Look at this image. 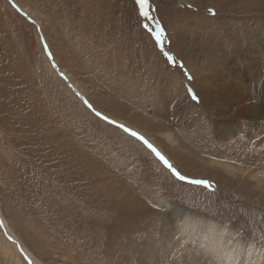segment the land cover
<instances>
[{"label":"rangeland","instance_id":"1","mask_svg":"<svg viewBox=\"0 0 264 264\" xmlns=\"http://www.w3.org/2000/svg\"><path fill=\"white\" fill-rule=\"evenodd\" d=\"M245 2L0 0V264H191L188 221L264 251V141L205 96L264 68Z\"/></svg>","mask_w":264,"mask_h":264},{"label":"bare ground","instance_id":"2","mask_svg":"<svg viewBox=\"0 0 264 264\" xmlns=\"http://www.w3.org/2000/svg\"><path fill=\"white\" fill-rule=\"evenodd\" d=\"M210 1L212 2L211 7H213L214 4V6L219 9H226L229 0ZM245 1L246 2L244 5H242V9H245L246 11H251L258 6L264 8V0ZM196 2L197 0H195V3ZM214 45L217 46L216 44ZM254 68L255 82L253 87L245 88L244 86L246 84L243 86L240 84H227L230 87V90H225L223 93L224 95H222L224 100L220 102H217L218 100L216 101L215 97H211L213 96V93H211V96L207 95L210 94L209 92L205 95L210 107L221 111L219 116L221 118L220 126H222L224 133L236 134L238 130L246 131L245 137L237 138V142L233 145H241L243 139L248 138L249 142H252V148L257 147L256 143L258 141H264V130H261L264 129V81L260 79V76L264 73V68L261 69L259 66H253V69ZM227 99H229V105L231 109L226 108L225 101ZM250 129H253V131H250ZM171 135H166V137L169 139ZM263 143H261V145ZM159 151L165 154L161 149H159ZM206 159L212 160L213 155L206 153ZM214 162L216 163L215 166L222 167L228 173H234L235 171L244 173L246 171L241 166L233 167L229 164H222L218 160H214ZM249 174L251 177H254L256 180H258L255 174ZM245 189L248 191H244V193L246 194L248 192V194H250L251 189ZM258 223L262 225V228L264 229V221H260ZM187 224V237H189L186 239L184 248L185 251H188L189 248H191V253L186 254V258L191 260V264H264V251L258 250L253 245L236 241L235 238H233V233L231 234L228 232L229 230L225 229L224 226L221 227L212 221H188ZM256 237H259L258 234ZM259 238L261 239V237ZM127 242L129 244H133L134 246L136 244L135 241L132 240H127ZM179 243L181 242L179 241L178 244ZM16 244L22 248V252L29 258L32 264H41L35 258H33L27 249L22 247L19 243Z\"/></svg>","mask_w":264,"mask_h":264},{"label":"snow or ice","instance_id":"3","mask_svg":"<svg viewBox=\"0 0 264 264\" xmlns=\"http://www.w3.org/2000/svg\"><path fill=\"white\" fill-rule=\"evenodd\" d=\"M139 3L141 4V8L144 7L145 4V0H139ZM132 135H136V133H132ZM157 155H159V153H157ZM161 159H163V157H161ZM183 178V177H181ZM196 183H205L204 181H196Z\"/></svg>","mask_w":264,"mask_h":264}]
</instances>
